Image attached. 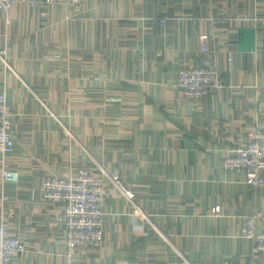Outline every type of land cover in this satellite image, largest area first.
<instances>
[{"label":"crops","instance_id":"crops-1","mask_svg":"<svg viewBox=\"0 0 264 264\" xmlns=\"http://www.w3.org/2000/svg\"><path fill=\"white\" fill-rule=\"evenodd\" d=\"M263 17L264 0L0 10V91L15 139L6 164L19 173L4 184L0 157V219L26 245L12 264H67L63 206L44 199L43 182L83 168L109 185L105 240L77 264H264L243 233L246 215L264 214V185L223 166L253 125L264 128ZM212 60L223 86L197 105L178 73ZM115 169L133 202L109 183Z\"/></svg>","mask_w":264,"mask_h":264},{"label":"built area","instance_id":"built-area-1","mask_svg":"<svg viewBox=\"0 0 264 264\" xmlns=\"http://www.w3.org/2000/svg\"><path fill=\"white\" fill-rule=\"evenodd\" d=\"M83 0H0V10L8 13L16 4L29 7L54 6L61 3L79 6ZM264 26V17L259 19ZM159 22L166 26L167 19ZM203 35L202 39H207ZM6 55V51H0ZM232 57L229 56V60ZM7 65V63H6ZM223 86L218 61L212 60L202 66H184L180 68L177 87L183 95L200 105L210 94ZM14 114L7 94L0 91V157L5 162L3 183L16 182L19 173L7 166L6 159L13 153L15 139L13 134ZM250 140L245 145H236L224 159V168L228 171L244 174L248 185L258 188L264 185V128L255 124L250 129ZM111 183L126 199L134 201L135 193L128 189L120 179L118 169L109 177ZM108 182L94 173L91 168L80 169L75 175L52 176L43 182V197L46 201L63 206L60 221L64 227L67 264L78 263V253L84 247L99 248L105 240L106 212L103 208L108 192ZM3 200H7L4 195ZM220 206L213 212L220 213ZM264 219L260 209L244 217V236L252 241V254L264 256V231L258 229V223ZM26 245L22 237L12 233L8 219H0V264H12L16 253H24ZM183 264H191L185 262Z\"/></svg>","mask_w":264,"mask_h":264}]
</instances>
